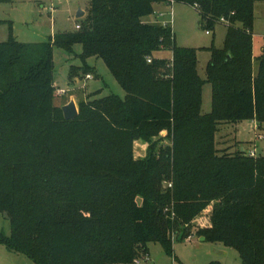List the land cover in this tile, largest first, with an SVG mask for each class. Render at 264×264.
Masks as SVG:
<instances>
[{
	"label": "trees",
	"instance_id": "16d2710c",
	"mask_svg": "<svg viewBox=\"0 0 264 264\" xmlns=\"http://www.w3.org/2000/svg\"><path fill=\"white\" fill-rule=\"evenodd\" d=\"M258 1L91 0L74 32L0 40V212L12 227L0 243L35 264H134L152 242L171 252L173 233L213 202L211 225L195 234L234 246L243 264H264V155L216 147L221 121L264 123V53L252 74ZM174 2L197 8L207 30L226 22L205 79L169 24L145 21ZM77 44L84 61H105L126 97L88 96L67 120L55 105L53 46L71 53ZM164 47L171 63L155 54ZM80 70L72 66V76ZM163 130L171 145L135 158L134 140Z\"/></svg>",
	"mask_w": 264,
	"mask_h": 264
},
{
	"label": "rangeland",
	"instance_id": "374dc122",
	"mask_svg": "<svg viewBox=\"0 0 264 264\" xmlns=\"http://www.w3.org/2000/svg\"><path fill=\"white\" fill-rule=\"evenodd\" d=\"M90 7L91 0H0V40L15 38L24 43H38L58 34L74 32L77 25L87 16ZM80 10L85 13L79 18L77 15ZM156 11L157 16L154 15L152 18L155 20L153 23L169 24L174 32L176 45L196 51L198 71L205 79L207 67L215 56V50L224 47L226 22L220 21L208 34L200 12L190 4L174 2L156 5ZM252 32V74L255 77L259 71L258 56L264 53V1L255 4V23ZM82 52L81 44L75 45L74 52L71 53L58 45L53 46L55 64L53 79L58 90L55 105L62 107L74 99L80 111L81 101L91 95L102 97L114 93L125 98L126 91L105 61L94 56L84 61L80 56ZM155 54L170 63L173 60V52L169 47H164ZM72 66L82 69L76 77L72 76ZM85 66L93 69L90 73L92 78H88L84 73ZM212 93V84L206 82L203 86L202 104L205 113L212 111ZM218 128L216 147L219 154H231L244 149L249 156L251 151H255V157L264 155V123L260 125L252 119L237 124L221 121ZM166 135L167 131L163 130L151 139L137 137L134 140L135 158H146L154 151L158 154L162 146L171 145V140ZM213 205V202L208 204L200 215L173 233L171 252L160 242H152L149 244L148 254L139 257L134 264H210L214 261L221 264H243L238 249L234 246L202 240V237L195 234L197 226L211 225L210 212ZM11 229L10 220L0 212V232L9 235ZM184 230L191 231V239L182 236ZM0 264L35 263L27 255L12 251L6 244L0 243Z\"/></svg>",
	"mask_w": 264,
	"mask_h": 264
},
{
	"label": "water",
	"instance_id": "95a60500",
	"mask_svg": "<svg viewBox=\"0 0 264 264\" xmlns=\"http://www.w3.org/2000/svg\"><path fill=\"white\" fill-rule=\"evenodd\" d=\"M84 11L80 10L78 13V17L80 18L82 15H84ZM64 117L67 120H74L78 117L79 115V108L74 99L70 100L67 104L63 105L62 107ZM8 218V215H5ZM202 240H205L204 237L201 238Z\"/></svg>",
	"mask_w": 264,
	"mask_h": 264
},
{
	"label": "built area",
	"instance_id": "2783aa9c",
	"mask_svg": "<svg viewBox=\"0 0 264 264\" xmlns=\"http://www.w3.org/2000/svg\"><path fill=\"white\" fill-rule=\"evenodd\" d=\"M222 20H224V19H222ZM78 28H80V25H79V24L77 25V29H78ZM206 32H207L208 34H210V33H211V30H207ZM149 61L151 62V59H149ZM87 77H88V78H92V75L89 74V75H87ZM59 92H62V93H63L64 91H59ZM251 156H256L255 151H251ZM170 185H171V184H170ZM191 238H192V235H190V236L187 237V239H191ZM136 261H137V260H136ZM136 261H135V262H136Z\"/></svg>",
	"mask_w": 264,
	"mask_h": 264
},
{
	"label": "crops",
	"instance_id": "0c3cea01",
	"mask_svg": "<svg viewBox=\"0 0 264 264\" xmlns=\"http://www.w3.org/2000/svg\"><path fill=\"white\" fill-rule=\"evenodd\" d=\"M165 4H169V3H162V4H158V5H165ZM173 4V3H172ZM160 11V10H159ZM157 11H156V6H155V13L153 14V15H150V16H148L147 18H145V21L146 22H151V23H153L155 20H152V18H154V15L155 16H157V13H156ZM161 13V12H160ZM156 18V17H155ZM77 80H78V78H77ZM244 150V149H243Z\"/></svg>",
	"mask_w": 264,
	"mask_h": 264
}]
</instances>
